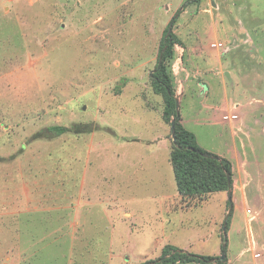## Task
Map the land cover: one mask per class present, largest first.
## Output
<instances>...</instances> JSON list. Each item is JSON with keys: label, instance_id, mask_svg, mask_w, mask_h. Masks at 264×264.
Returning <instances> with one entry per match:
<instances>
[{"label": "rangeland", "instance_id": "obj_1", "mask_svg": "<svg viewBox=\"0 0 264 264\" xmlns=\"http://www.w3.org/2000/svg\"><path fill=\"white\" fill-rule=\"evenodd\" d=\"M189 1L0 0V264H145L166 246L211 264H264L262 177L236 176L231 201L219 192L163 209L134 203L133 225L117 224L103 197L91 210L99 223L71 224L84 203L83 157L99 170L120 137L140 140L119 145L121 154L145 153L164 132L173 146L151 74L174 18L183 46L165 65L181 124L209 153L225 156L236 138L237 158L264 161V0ZM223 83L243 102L219 105ZM79 124L98 130L48 132ZM158 152L168 154L164 145Z\"/></svg>", "mask_w": 264, "mask_h": 264}, {"label": "crops", "instance_id": "obj_2", "mask_svg": "<svg viewBox=\"0 0 264 264\" xmlns=\"http://www.w3.org/2000/svg\"><path fill=\"white\" fill-rule=\"evenodd\" d=\"M230 67L235 71L240 70L239 66L237 65L236 67H233V65L230 64ZM229 78L231 77L227 73V80H229ZM232 80L234 79L232 78ZM232 80L230 81L233 84ZM220 92L219 105H221L222 103L227 104L229 103V100H232V102H243L241 101L240 94H238L234 88L229 92L228 85L226 83L222 84V89L220 90ZM260 124L261 121L257 122L256 126H259ZM165 130L166 129H164V131ZM229 131L231 133V136H233V133L235 132L234 127H229ZM252 131L254 130L252 129ZM90 134L94 135V132ZM118 139H110L113 143L116 142L117 144L112 145V149L114 150L113 155L110 156L107 155L109 153H105L100 156V159L98 160L102 164L99 166V170L98 167L96 169L95 167L92 168V157H90V155L86 157L87 159L82 156L84 159L81 160V193L84 196V198L82 199V202L84 203L82 206L76 208V218L74 219L73 217H71L72 225H81L93 228L94 225L99 223L97 220H94L92 218L91 214L93 211L91 210H93L94 208L98 209V205L104 202L102 201L103 197H105V200L109 202L107 203L109 212H112V214L118 219L117 224L123 223V218H127L128 220H130L131 225H133L134 221L136 222V219L138 217V214L136 215L135 213L131 212L130 207L134 203H150L153 204L157 209H163L168 208L173 204L177 205L179 202H181L182 198L180 197V194L178 192L175 172L171 161V142L167 139V137H165V132L160 137L154 138L153 140H147L145 146L146 152L141 154H121V151L124 148L123 146H119L121 144L128 143L135 144L140 140L135 142H127L125 140H122L121 137V140ZM234 140V143H231L232 146L226 152L227 155L225 154V156H217L227 159L232 163L234 180L233 190L235 189L234 191H236L237 186L235 185V179L238 175L241 177H245L246 180H249L252 177H256L257 179L259 177H262L264 179V161L257 155L255 157L256 159L252 160L251 162H249V157L243 158L241 156L237 158L233 154V148L239 151L236 143V138ZM163 145L168 150V154L164 156L160 155L158 152ZM240 163L243 164L244 174L240 172L238 165ZM247 183H249V181H247ZM247 188L248 184L246 185V192ZM256 191H258L257 188ZM95 194V199L99 200L98 202H92ZM247 201L248 198L243 199L244 203ZM72 209L73 208L71 207L70 211H72ZM101 210L103 211V209ZM258 223L259 222H257V224ZM113 224L115 225V222H113ZM244 254L245 253L243 251L242 255L244 256Z\"/></svg>", "mask_w": 264, "mask_h": 264}, {"label": "trees", "instance_id": "obj_3", "mask_svg": "<svg viewBox=\"0 0 264 264\" xmlns=\"http://www.w3.org/2000/svg\"><path fill=\"white\" fill-rule=\"evenodd\" d=\"M201 0H191L188 3H199ZM176 18L169 24L160 46V54L156 70L151 74L152 88L165 101L164 118L171 123L175 120V142L173 141L171 161L175 172L178 192L182 200H199L219 192H232L234 188L232 163L217 155L203 150L193 133L181 124V115L177 113V93L168 74L165 63L173 57L176 46H183L182 41L173 32ZM161 58V63H160ZM98 130L91 125H74L73 127L54 126L48 129L55 138L67 134L82 135ZM230 218V217H229ZM224 223L226 233L223 243L227 251V231L230 219ZM223 250V249H222ZM212 257L197 256L187 251H180L173 246L163 249L162 257L158 261L145 264H211ZM223 264V263H219Z\"/></svg>", "mask_w": 264, "mask_h": 264}, {"label": "water", "instance_id": "obj_4", "mask_svg": "<svg viewBox=\"0 0 264 264\" xmlns=\"http://www.w3.org/2000/svg\"><path fill=\"white\" fill-rule=\"evenodd\" d=\"M160 63H161V58H160ZM176 107H177V113L179 115L180 114V101L178 99H177ZM171 133H172L173 141L175 142V137H176V134H175V120L172 121ZM229 200L230 201L232 200V192H229ZM224 233H226V227H224ZM225 249H226V246L224 245L223 246V254H222L221 258H220L221 260H225L226 259Z\"/></svg>", "mask_w": 264, "mask_h": 264}]
</instances>
